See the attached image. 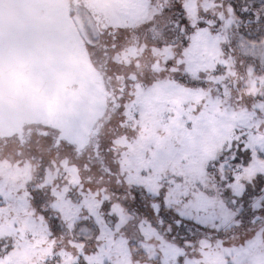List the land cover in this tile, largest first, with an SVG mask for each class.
Here are the masks:
<instances>
[{"label": "snow or ice", "instance_id": "6c2138e0", "mask_svg": "<svg viewBox=\"0 0 264 264\" xmlns=\"http://www.w3.org/2000/svg\"><path fill=\"white\" fill-rule=\"evenodd\" d=\"M31 2L59 100L0 106V264H264V0Z\"/></svg>", "mask_w": 264, "mask_h": 264}, {"label": "water", "instance_id": "95a60500", "mask_svg": "<svg viewBox=\"0 0 264 264\" xmlns=\"http://www.w3.org/2000/svg\"><path fill=\"white\" fill-rule=\"evenodd\" d=\"M18 15L6 20L0 14V26L10 38L7 53L0 57V106L17 111L34 104L58 101V74L39 65L33 53L48 57L62 47L63 36L57 31L58 19L49 8L31 0H15ZM66 7L67 1L61 0Z\"/></svg>", "mask_w": 264, "mask_h": 264}, {"label": "clouds", "instance_id": "9594fccd", "mask_svg": "<svg viewBox=\"0 0 264 264\" xmlns=\"http://www.w3.org/2000/svg\"><path fill=\"white\" fill-rule=\"evenodd\" d=\"M0 14H3L6 20H14L18 15L15 0H0Z\"/></svg>", "mask_w": 264, "mask_h": 264}, {"label": "rangeland", "instance_id": "374dc122", "mask_svg": "<svg viewBox=\"0 0 264 264\" xmlns=\"http://www.w3.org/2000/svg\"><path fill=\"white\" fill-rule=\"evenodd\" d=\"M67 1V3H68V0H66Z\"/></svg>", "mask_w": 264, "mask_h": 264}]
</instances>
